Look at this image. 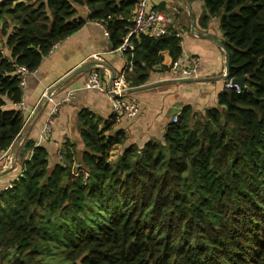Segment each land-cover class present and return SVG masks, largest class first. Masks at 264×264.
Returning a JSON list of instances; mask_svg holds the SVG:
<instances>
[{"label":"trees","instance_id":"16d2710c","mask_svg":"<svg viewBox=\"0 0 264 264\" xmlns=\"http://www.w3.org/2000/svg\"><path fill=\"white\" fill-rule=\"evenodd\" d=\"M219 18L230 80L205 113L185 106L163 140L126 145L115 121L80 116V162L69 147L51 164L44 145L30 152L12 187L0 193V264H264V0H205ZM135 0H3L0 3V153L25 128L24 67L44 59L88 21L101 24L118 50L134 26ZM88 10L87 19L78 9ZM173 28L130 38L124 52L130 88L163 69L164 52L183 56ZM228 82V81H227ZM104 213L89 224L88 213ZM52 259V258H49Z\"/></svg>","mask_w":264,"mask_h":264},{"label":"crops","instance_id":"0c3cea01","mask_svg":"<svg viewBox=\"0 0 264 264\" xmlns=\"http://www.w3.org/2000/svg\"><path fill=\"white\" fill-rule=\"evenodd\" d=\"M3 0H0V3ZM149 3L168 16L173 28L181 37L182 57L195 58L199 63L198 80H209L199 83H177L171 73L157 69L150 73L146 85L150 88L125 95V98L140 106L139 114L134 118H122L114 126L115 131H124L126 145L143 146L149 141L163 140L167 126L178 116L185 106H191L195 113H203L218 105V96L226 87L225 74L226 52L223 49L224 36L219 18H210L205 0H148ZM78 16L87 19L88 10L78 9ZM194 23L195 32L192 30ZM0 50L9 56L7 47ZM163 69H169L172 58L164 52ZM84 65L92 69L67 79L74 71ZM131 65L126 53L114 50L111 40L105 35L103 27L96 22L88 21L78 32L59 44L42 62L41 66L30 74L22 84L23 114L25 128L21 135L28 133L22 141L18 154L24 150L27 141L44 145L50 154V162L56 161L59 150L65 147L72 149L80 162L85 150L81 138L83 129L80 116L90 111L104 123L113 119L109 97L99 91L87 90L85 83L91 72L97 70L103 80L109 83L112 73L115 77L125 72ZM64 82L58 89L56 87ZM144 85V86H146ZM143 87V86H140ZM130 88V87H129ZM130 88V89H136ZM54 89H56L54 91ZM50 100L35 125L30 123L43 97L52 92ZM60 110L55 117L53 132L47 141H41L46 116L56 104ZM14 106L15 109H19ZM21 142V136L15 141L8 153H0V173L7 169L10 158ZM26 152L24 159L29 157ZM22 162L0 176V193L10 188L22 169Z\"/></svg>","mask_w":264,"mask_h":264},{"label":"built area","instance_id":"2783aa9c","mask_svg":"<svg viewBox=\"0 0 264 264\" xmlns=\"http://www.w3.org/2000/svg\"><path fill=\"white\" fill-rule=\"evenodd\" d=\"M133 23L134 26L125 39L124 44L118 49L123 53L130 47V38L133 36L142 34L158 38L167 34L172 20L164 13L154 8L148 0H138L134 13ZM103 30L105 35L109 38V32L104 27ZM57 46H55V48ZM132 70L133 67L130 65L127 71L131 72ZM169 72L171 73L172 79L174 80L198 79L200 75L199 63L195 58L181 57L178 60L172 62L169 68ZM17 73L20 75L23 84L26 78L33 72H30L24 67H21L18 68ZM85 88L87 90L102 92L109 97L111 102L113 120L115 121V123H119V121L124 117L134 118L139 114V104L125 98V93L130 89L126 81L125 72L116 76L114 78L112 87H110L109 83L103 80L101 73L95 70L89 75L85 83ZM226 88L235 89L238 93L241 92V88L238 85L232 84V80H229L226 83ZM60 105V103H56L47 114L40 138L41 141H47L50 138L53 132L55 117L60 110ZM18 107L20 110L23 109L22 104H20ZM179 115L175 116L172 119L173 123L178 122ZM57 158L59 159V161L62 160L60 150L57 154Z\"/></svg>","mask_w":264,"mask_h":264},{"label":"water","instance_id":"95a60500","mask_svg":"<svg viewBox=\"0 0 264 264\" xmlns=\"http://www.w3.org/2000/svg\"><path fill=\"white\" fill-rule=\"evenodd\" d=\"M136 2H138V0H135ZM192 30L193 32H195V27H194V23H192ZM224 51L226 52V62H225V74L223 75V80L224 81H229L230 80V74H229V68H230V59H229V55H228V52H227V49L226 47L223 45L222 46ZM92 69V66L91 65H84L82 67H80L79 69H77L76 71H74L71 75H69L67 77L66 80L74 77L75 75H78L80 73H83V72H86V71H89ZM114 78H115V74L112 73L110 75V78H109V86L112 87L113 85V81H114ZM205 81H209V80H198V79H180V80H176L177 83H187V84H191V83H199V82H205ZM64 82H62L60 85H58L56 87V89H58ZM232 84L234 85H238L241 89H245L246 87V78H241V79H232ZM150 88L149 85H146V86H143V87H139V88H136V89H129L125 95H128V94H132L134 92H139V91H142L144 89H148ZM54 89V91L56 90ZM50 92V93H47L37 111L35 112V115L34 117L32 118L31 120V125H30V129L35 125V123L37 122V120L39 119V117L41 116L42 112H43V109H44V106L46 105V103L49 101V98L52 96V93L54 92ZM28 133H24L23 135H21V142L18 144V147L17 149L15 150V152L13 153V155L11 156L10 158V162H9V165L7 167V169H5L3 172L0 173V176L1 175H4L6 173H9L16 165L17 162H23L24 160V156H25V153L27 152V150L24 148L23 152L21 154H18V150H19V147L22 143V141L26 138Z\"/></svg>","mask_w":264,"mask_h":264},{"label":"rangeland","instance_id":"374dc122","mask_svg":"<svg viewBox=\"0 0 264 264\" xmlns=\"http://www.w3.org/2000/svg\"><path fill=\"white\" fill-rule=\"evenodd\" d=\"M205 112H203L204 114ZM102 215H105L104 213H102ZM98 215L96 212H89L87 215V221L89 222V224H97V223H101L103 216ZM63 249L61 247V256L58 255V257H46L44 264H69L64 256H63ZM52 258V259H49Z\"/></svg>","mask_w":264,"mask_h":264}]
</instances>
